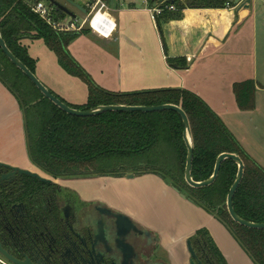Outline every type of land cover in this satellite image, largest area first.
<instances>
[{
    "label": "trees",
    "instance_id": "1",
    "mask_svg": "<svg viewBox=\"0 0 264 264\" xmlns=\"http://www.w3.org/2000/svg\"><path fill=\"white\" fill-rule=\"evenodd\" d=\"M39 1L45 0H0V30L16 57L36 73V60L29 55L22 41L24 38L43 40L57 56L61 68L87 85L86 104L72 106L67 103L79 110L99 105L174 104L181 107L189 117L194 140L193 179L204 181L211 177L220 154L239 155L245 163V171L233 199L235 211L245 220L264 223V167L246 152L200 96L186 89L114 93L101 88L69 50L70 43L87 32L86 29L79 33L54 30L33 12L32 3ZM170 4H174L176 10L165 8L156 17L159 28L162 18H180L187 6L223 8L230 3L227 0H205L202 5H185L175 0L174 3H165L163 8ZM55 13L58 19L67 17ZM169 61L173 63L175 60ZM0 81L20 104L29 158L42 172L53 178L157 174L185 193L194 204L213 214L255 264H264V230L235 223L227 210V197L238 173L236 162L225 160L216 181L208 187L195 189L185 181L188 149L183 137V120L177 112H106L93 117L67 114L41 93L8 59L1 47ZM234 93L241 110L255 108L256 84L253 80L236 83ZM0 203L5 206L8 203V197L1 191ZM3 214H7V208L0 211V220ZM201 233L209 234L206 229Z\"/></svg>",
    "mask_w": 264,
    "mask_h": 264
},
{
    "label": "crops",
    "instance_id": "2",
    "mask_svg": "<svg viewBox=\"0 0 264 264\" xmlns=\"http://www.w3.org/2000/svg\"><path fill=\"white\" fill-rule=\"evenodd\" d=\"M227 1L230 4L223 8L187 6L180 18H162L159 28L144 3L140 7L137 0H115L112 16L117 29L114 35L107 38L86 29L87 32L70 43L69 50L94 81L109 92L132 93L157 89L194 92L222 119L246 152L264 167V141L259 132L264 128V84L259 82L258 68L253 62V68H247L248 53L244 43L249 29L241 30L249 19L247 12L251 8L255 12L254 6L257 5L254 0H251L249 7ZM150 4L154 5L152 2ZM252 24L253 36L255 25ZM22 44L36 60L35 74L44 71L41 53L46 63L59 73L60 80H56L43 72L50 91L72 106L87 103V85L83 81L81 85L75 81L79 78L61 68L57 56L43 40L24 38ZM170 59L175 61L170 63ZM248 80L256 84V105L252 110H241L234 85ZM0 163L41 174L29 158L20 104L1 81ZM99 178H76L80 179L78 185L82 187L78 189L83 193L88 190L95 197L153 229L162 237L164 245L172 248V252H182L173 249L174 244L183 242L199 229H206L216 240L215 231L219 232L222 228L232 243L228 250L220 244L228 262L255 264L213 214L194 204L185 193L161 176L147 173L113 179L108 183ZM120 180L136 184L139 188L102 193V189L107 190L112 183ZM90 181L99 186L85 189V184ZM140 190L143 193L138 194Z\"/></svg>",
    "mask_w": 264,
    "mask_h": 264
},
{
    "label": "flooded vegetation",
    "instance_id": "3",
    "mask_svg": "<svg viewBox=\"0 0 264 264\" xmlns=\"http://www.w3.org/2000/svg\"><path fill=\"white\" fill-rule=\"evenodd\" d=\"M177 2L202 5L205 0ZM10 171L0 166V191L8 197L7 207L0 203V211L7 208L0 220V244L24 264H230L220 243L202 229L174 244L182 252H172L153 229L79 190L80 179L45 176L50 179L45 183L17 173L1 180ZM115 212L134 224L118 223Z\"/></svg>",
    "mask_w": 264,
    "mask_h": 264
},
{
    "label": "water",
    "instance_id": "4",
    "mask_svg": "<svg viewBox=\"0 0 264 264\" xmlns=\"http://www.w3.org/2000/svg\"><path fill=\"white\" fill-rule=\"evenodd\" d=\"M48 2L49 6L53 7L55 11L63 13L67 15L68 17H76V14L70 9V7H75L79 9L82 13H86V2L83 1L81 4L76 3L73 0H45ZM107 1V0H106ZM152 3H154L153 6H156L159 3H174L175 0H150ZM242 0H236L235 5L240 4L239 6L245 5L246 7H249V4L251 0H245L241 3ZM0 47L2 48L5 55L8 57V59L18 68L20 69L34 84L35 86L41 91V93L47 97L50 101H52L57 107L65 111L67 114L77 116V117H93L98 116L100 114L106 113V112H155V111H164V110H172L177 112L183 120L184 124V133L183 137L185 140V143L187 145L188 154H187V160H186V167H185V181L187 184L195 189H200L204 187H208L212 185L220 172L221 166L225 160L231 159L236 162L238 165V173L236 176V179L233 183V185L230 188L228 197H227V210L229 212L230 217L232 220L244 227L250 228V229H258V230H264V223H255L248 220L243 219L240 217L237 212L235 211L233 199L236 194V191L242 182V179L244 177V171H245V163L242 160V158L234 153H222L219 155L216 161L215 169L211 177L204 181H195L192 177V168H193V159H194V140L191 130V124L188 115L186 112L179 106L174 104H163L159 106H129V105H99L94 108L88 109V110H79L76 108L71 107L64 101H62L59 97H57L55 94H53L36 76L35 73H33L18 57H16L13 52L8 48L1 30H0ZM1 167H7L10 168V172L8 174H4L1 177V180L8 179L10 177H15V175L18 173L19 175L24 174L31 176L33 178H37L41 182L48 183L50 182V179L45 177L44 175L40 174L39 172H34L27 169H22L19 167H11L7 164L0 163ZM126 177L132 178L134 175H127ZM115 216L117 217V222H128L133 223L132 219L121 212H115ZM146 233L149 231L144 230ZM104 244H102V251H105ZM94 251V246H91V250ZM0 254L3 255L8 261L13 262L14 264H24L23 262L17 261L14 257L8 255V253L2 248L0 244Z\"/></svg>",
    "mask_w": 264,
    "mask_h": 264
},
{
    "label": "rangeland",
    "instance_id": "5",
    "mask_svg": "<svg viewBox=\"0 0 264 264\" xmlns=\"http://www.w3.org/2000/svg\"><path fill=\"white\" fill-rule=\"evenodd\" d=\"M31 1H33V0H31ZM73 1H75L76 3H79V4H81L83 2V0H73ZM137 1L139 2L140 0H137ZM254 1L257 5L256 7L254 6L255 12L253 11L252 8H251V10H249L247 12L246 17L249 19L244 24V26L241 28V30H245L246 27H247V29H249L247 32V41L244 43V46H245L246 51L248 53L247 54V59H248L247 68L248 69L253 68V65H252L253 63L256 65V68H258V72H259L258 80L263 85L264 84V36H263V33H264V0H254ZM230 2H232L233 5H235L234 4L235 0H230ZM107 3L109 6L108 7L109 12L111 14H114L113 10H115V5H114L115 0H108ZM138 6L143 7L144 4L141 3V1H140L138 3ZM70 9L75 14H77L78 17L83 18L84 15L80 11H78V9H76L75 7H70ZM119 15H121V14H119ZM252 22L255 25V32H254L253 36H252V30H253L252 29V25H253ZM41 56H42L41 66H43V68H44L43 72H46L53 79L60 80L59 73L50 64L46 63L45 57L43 58L44 55H42V53H41ZM53 57H55V56L53 55ZM43 72H41V74H39V73L36 74V76L38 77V79L40 78L39 80H41L45 84V86H50L49 82L47 81V78L44 76L45 74ZM75 81H77L78 83H81V85L83 84L81 79L80 80L78 79ZM81 96H82V93H81ZM262 122L264 123V120ZM259 126H261V125H259ZM259 132L261 134V139L264 141V128L260 129ZM41 174L44 176H49L42 171H41ZM94 178L97 179V177H94ZM123 178H126V176L125 177L105 176V178L101 177L98 180H100L104 183H108L109 181H112L113 179L119 180V179H123ZM98 186H99L98 183H94V182L90 181V182H88V184L87 183L85 184L84 188L88 189V187H90V189H92V188H97ZM138 188H139V186L136 184H130L128 182H125L124 180H120L118 182L112 183L108 187L107 190L102 189L101 191L103 194H108V193H112L113 191L118 193L119 191L123 192L124 191L123 189H126L127 191H129V190H136ZM140 193H143V190H140L138 192V194H140ZM224 234H225V232L221 228L219 230V232L215 231V236H216L215 238L222 246L223 245L225 246V248H224L225 250H228L230 247H232V243L230 244L229 239L227 238V236H225L226 234L225 235ZM227 245H230V246L227 248Z\"/></svg>",
    "mask_w": 264,
    "mask_h": 264
},
{
    "label": "built area",
    "instance_id": "6",
    "mask_svg": "<svg viewBox=\"0 0 264 264\" xmlns=\"http://www.w3.org/2000/svg\"><path fill=\"white\" fill-rule=\"evenodd\" d=\"M86 2V13H82L83 18L66 17L65 19H58L56 17L55 9L49 6L47 1H39L32 3V10L40 18H42L49 26L58 32L79 33L85 29H90L94 33L103 37H112L117 29L116 20L108 10L106 0H83ZM151 12L153 19L161 15L163 11H175L174 4H170L163 8L164 2L152 6L150 0H141ZM0 264H10L5 258L0 255Z\"/></svg>",
    "mask_w": 264,
    "mask_h": 264
}]
</instances>
